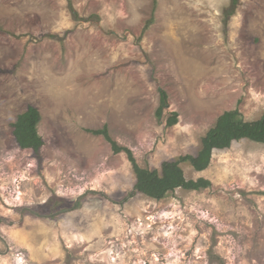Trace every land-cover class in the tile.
<instances>
[{"label": "rangeland", "instance_id": "374dc122", "mask_svg": "<svg viewBox=\"0 0 264 264\" xmlns=\"http://www.w3.org/2000/svg\"><path fill=\"white\" fill-rule=\"evenodd\" d=\"M30 106L39 155L13 133ZM232 109L264 114V0H0V264H264V144L182 163L211 186L158 200L88 131L161 169Z\"/></svg>", "mask_w": 264, "mask_h": 264}, {"label": "trees", "instance_id": "16d2710c", "mask_svg": "<svg viewBox=\"0 0 264 264\" xmlns=\"http://www.w3.org/2000/svg\"><path fill=\"white\" fill-rule=\"evenodd\" d=\"M160 91V105L156 112L159 118L162 117L163 109L168 105L169 97L164 89ZM40 120L39 110L30 106L26 112L18 116L13 131L19 146L23 149H33L36 155L40 154L44 145L43 137L38 130ZM178 122L179 113L174 112L168 124L174 125ZM88 131L103 136L111 144L114 153L125 152L127 154L136 174L135 189L137 192L161 200L178 188L203 190L211 186L212 182L204 177L197 180L187 179L182 163H190L197 171H203L210 166L214 150L229 149L235 141L243 139L264 144V114L259 119L247 121L238 109L223 112L215 125L203 137L202 148L196 155L185 154L178 159L164 161L161 169L142 167L132 149L119 144L112 138L107 124L102 128Z\"/></svg>", "mask_w": 264, "mask_h": 264}]
</instances>
